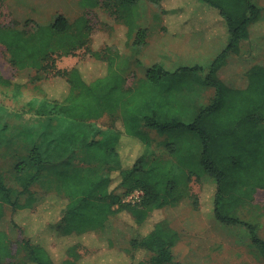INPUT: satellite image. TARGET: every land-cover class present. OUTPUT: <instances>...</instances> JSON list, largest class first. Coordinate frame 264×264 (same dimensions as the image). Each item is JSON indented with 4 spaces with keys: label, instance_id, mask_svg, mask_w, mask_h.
Instances as JSON below:
<instances>
[{
    "label": "trees",
    "instance_id": "trees-1",
    "mask_svg": "<svg viewBox=\"0 0 264 264\" xmlns=\"http://www.w3.org/2000/svg\"><path fill=\"white\" fill-rule=\"evenodd\" d=\"M109 1L115 6L112 14L129 27L126 46L132 39L135 46L144 45L147 31L134 34V23L127 18L141 1L161 5L165 0ZM199 1L218 11L226 23L229 42L201 82L214 89L215 95L208 105L200 107L191 122L183 119L189 105L175 93V87L181 86L174 79L177 74L156 64L128 89L126 77L116 69L120 55L91 49L94 30L85 17L71 23L60 15L53 24L36 26L32 31L0 27V45L11 66L19 71H36L34 81L41 83L46 96L37 110L39 117L86 124L110 115L120 119L123 126L99 132L93 138L88 130L63 132L57 142V155H65L81 143L95 162L114 165L107 175L93 170L61 172L58 204L48 195L39 203L31 191L46 169V153L40 147L34 146L29 159L16 166V180L22 189L19 195H26L24 202L12 198L14 191L4 184L0 173V223L4 206H10L11 224L23 236L14 248L9 233L0 230V264H172L177 233L164 221L148 223L154 212L181 201L193 179L204 178L216 187L211 214L224 225L245 226L264 264V239L256 225L238 217L239 211L264 191V67L256 65L248 71L244 90L231 89L218 77L228 57L238 54L241 42L249 38V28L260 9L253 0ZM110 2L108 6L112 7ZM168 13L164 10V15ZM80 51L90 57L85 65L70 71L57 68L58 58L75 56ZM94 59L106 62L107 71L87 82L85 71H98ZM194 71L199 68L182 70ZM52 77L65 83L63 92L45 90L44 82ZM0 84L11 85L1 74ZM126 137L139 141L142 148ZM124 158L131 162L130 169L124 167ZM115 173L120 182L114 191L111 186ZM135 190L144 191L141 202L123 204V198ZM194 204L199 206V201L195 199ZM113 216L135 229L138 239L131 248H119L107 241L99 259L84 258L78 252L86 247L83 244L104 248L96 235ZM61 246L65 247L59 251Z\"/></svg>",
    "mask_w": 264,
    "mask_h": 264
},
{
    "label": "rangeland",
    "instance_id": "rangeland-1",
    "mask_svg": "<svg viewBox=\"0 0 264 264\" xmlns=\"http://www.w3.org/2000/svg\"><path fill=\"white\" fill-rule=\"evenodd\" d=\"M108 2L110 1L0 0V27H18L32 31L36 26L53 24L60 15L65 16L71 23L85 17L94 30L91 49L120 55L116 69L118 68L126 77L128 89L145 78L148 70L156 64L163 65L169 71L197 65L208 71L227 45V40L226 42L216 40L213 49L194 51L190 48L193 52L183 46L173 47L175 40L172 35L168 33L163 36L160 30L159 18L165 16L163 5L141 1L127 21L134 23L132 26L134 34L139 30L147 31L148 44L145 47L135 46V39H132L129 45L125 46L127 37L124 31L127 32L129 27L112 14L115 6L110 2L113 6L109 7ZM253 2L258 7L264 8V0H253ZM201 6L208 7L204 4ZM191 8L194 10V4H189L187 9L181 7V12H177V15H183V13L190 15ZM210 10L217 12L213 8ZM261 23L264 24L263 12L256 24L251 27L249 40L241 44V55L232 56L219 73L220 79L231 89H246L247 71L256 64L264 65V33L256 32L257 26ZM187 30L193 31L194 26L185 29ZM176 40L181 45L187 41L193 44L194 33H181L176 36ZM211 42L214 44L213 40ZM8 58L5 48L0 45V74L11 84L9 86L0 84V173L3 182L13 189L14 200L24 202L26 195H19L22 189L16 180V166L22 161H27L31 149L38 146L46 153L47 163L44 174L34 183L31 191L38 202L40 201L39 203L48 195L55 204H58L60 200L57 196L60 191L58 175L61 172L93 170L107 175L109 168L114 165L112 162L110 164L95 162L81 143L73 146L65 155H57V142L63 132L88 130L92 132L91 138H93L97 137L99 132H106L113 128L122 129V123L120 119L110 115L86 124L67 121L63 118L39 117L37 110L45 102L46 96L40 87L41 83L34 81L36 71H19L11 66ZM86 59H90L89 55L85 51H80L75 56L58 58L56 66L59 70L70 71L79 64L85 65L89 61ZM94 60L98 63V71L89 74L84 70V78L87 82L95 80V77L104 73V70L107 71L106 62ZM181 79L183 84L175 87V93L186 102L191 103L205 96L206 103L202 100L200 105H206L214 97V89L194 87V79L202 80V74H184L180 76ZM44 85H46V91L58 93L63 92L65 88L62 80L53 79V77L45 81ZM126 138L141 146L139 141L131 137ZM125 162L124 167L130 169L131 162L126 160ZM112 178L111 188L115 191L120 182L119 174H113ZM213 185L207 178L201 181L194 179L190 182L186 196L181 201L152 214L148 224L164 221L168 228L177 233V242L172 249L174 256L172 264H262L245 226L224 225L216 220L214 214H211L213 195L216 192V187ZM195 199L199 201V206L194 204ZM4 212L0 230L9 233L14 248H17L23 239L22 233L11 224V207L5 205ZM238 217L243 222L256 225L259 236L264 239V191H259L254 201L239 211ZM138 237L135 229L113 216L107 227L96 235V240L103 247L108 245L107 241H113L116 247L131 248L132 242ZM83 245L86 247L78 252L84 258L95 260L99 259V254H104L105 247H88V243ZM64 247L61 246L58 250L61 251ZM54 258L58 260V256Z\"/></svg>",
    "mask_w": 264,
    "mask_h": 264
},
{
    "label": "crops",
    "instance_id": "crops-1",
    "mask_svg": "<svg viewBox=\"0 0 264 264\" xmlns=\"http://www.w3.org/2000/svg\"><path fill=\"white\" fill-rule=\"evenodd\" d=\"M182 2H183V4H182ZM200 3L201 2L199 0H165L164 3L162 4L164 7V10H166L169 13H168V15H165L162 18H159V21L161 24L160 30L162 31L161 33H163V36H165L168 33H170L172 35V37L175 40L174 45H172L173 47L178 48L179 46H183L185 49L188 48L190 51H192L190 48L194 49V51H207L208 49H213L215 47L216 40H222L224 42H226V40H227L229 42V35H228L226 23L223 20V18L220 16L218 11L216 12L214 10H210V8H208V7H202L201 5L203 3H201V4ZM189 4L190 5L194 4V10H193V8H191V14L190 15H185L184 13H183V15H181V14L177 15V12H179V13L181 12V7H186V9H187V6H189ZM258 8L260 9V13L258 14L257 18L255 19V21L253 22V24L249 28V38H250L251 27L256 24L257 19L260 18L262 12L264 13V8H260V7H258ZM164 10H163V14H164ZM192 26H194L193 31H190V30L185 31V29H190V27H192ZM124 32L126 33V31H124ZM187 32L194 33L193 44L191 41H187L183 45L176 42L177 41L176 36H178L181 33H187ZM256 32L258 34L264 33V24L263 23H261L257 26ZM125 37H127L126 34H125ZM249 38L247 40H249ZM212 40H213L214 44L211 42ZM247 40H245V41H247ZM245 41H242L241 44L244 43ZM147 42H148V37H147L146 43L143 45V47H145L148 44ZM228 42H227V45H228ZM241 44H240V52L238 54H231L228 57L227 62L229 61V59L232 56H238V55L240 56L241 55V53H242ZM227 45H226L225 49L227 48ZM254 45L256 48V43H254ZM225 49H223L221 51V53ZM209 52H214V51H209ZM221 53H219V55ZM212 64H211V66H212ZM226 65H227V63H226ZM256 65H259V64H256ZM256 65H254V66H256ZM160 66H162L166 71H168L171 74H177V76H175L174 79H175L176 83H178L179 85L183 84V80L182 79L180 80V77H178L179 75L182 76L184 74H194V73L195 74L196 73L202 74V80L197 81L196 79H194V83H195L194 87L195 88H201V86H202L201 82L205 80V78L208 75L210 68H211V66H210L208 71H205L204 68L197 65V66L183 67L177 71H169L163 65H160ZM260 66L264 67V65H260ZM185 68H199V71H194L191 73H183L182 70ZM248 71H247V73H248ZM218 77L220 79L219 74H218ZM194 87H193V94H194ZM202 88H206V87L202 86ZM202 100H205V103H206L205 96L202 97L200 100L199 99L193 100V102H191V103L186 102L184 99H182L183 103H187V105H189L188 108H186V110L184 109L185 111L183 112V115H184L183 119L185 121L191 122V121L195 120L197 115H198V111H199L200 107L206 106L211 102V100H210L209 103H207L206 105H200ZM124 160H125V158H124Z\"/></svg>",
    "mask_w": 264,
    "mask_h": 264
},
{
    "label": "built area",
    "instance_id": "built-area-1",
    "mask_svg": "<svg viewBox=\"0 0 264 264\" xmlns=\"http://www.w3.org/2000/svg\"><path fill=\"white\" fill-rule=\"evenodd\" d=\"M144 191L142 190H135L134 192L125 196L122 200L123 204H131L135 205L141 202L142 198L144 197Z\"/></svg>",
    "mask_w": 264,
    "mask_h": 264
}]
</instances>
